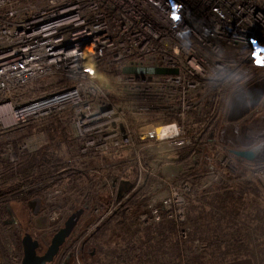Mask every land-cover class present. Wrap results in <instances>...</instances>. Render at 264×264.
Masks as SVG:
<instances>
[{
	"label": "built area",
	"instance_id": "1",
	"mask_svg": "<svg viewBox=\"0 0 264 264\" xmlns=\"http://www.w3.org/2000/svg\"><path fill=\"white\" fill-rule=\"evenodd\" d=\"M155 68L177 73H125ZM48 77L69 83L28 98L33 83ZM261 80L264 0H0V138L14 126L75 110L81 154L101 158L102 168L104 158L125 155L127 168L158 179L152 173L166 155L177 156L194 176L178 178L165 198L149 196L155 221L164 208L185 222V197L226 181L228 159L215 165L209 154L221 147L226 92L232 83L235 92ZM2 158L19 163L11 144ZM114 186L101 221L144 188L119 195Z\"/></svg>",
	"mask_w": 264,
	"mask_h": 264
},
{
	"label": "trees",
	"instance_id": "2",
	"mask_svg": "<svg viewBox=\"0 0 264 264\" xmlns=\"http://www.w3.org/2000/svg\"><path fill=\"white\" fill-rule=\"evenodd\" d=\"M65 82L69 83L68 80L63 83ZM39 89L40 92L43 91L42 88ZM71 119L70 111L55 113L53 117L43 122L32 123L19 129L11 135L10 140L5 137L4 141L0 142V176L8 181L0 191V196L14 195L22 189V186L36 185L48 177L56 176L62 168H67V171L71 172V180L64 204H72L70 202L75 201L76 198L88 199L91 203L96 201L95 197L99 194L98 184L83 174L85 168H78L80 164L88 167L87 163H91L92 159H83L81 156L80 140L70 131ZM36 136L42 137L37 150H21L26 144L25 141ZM8 144L14 147L18 155L19 163L16 167L10 161L2 159V153ZM63 147L64 152H62ZM63 154L69 155L65 163H63ZM117 170L124 171V165L121 164ZM229 174L230 178L241 176L238 172ZM108 175L110 181L119 178L113 174V169H110ZM152 184L150 180L149 185ZM239 186H243V190L252 189L254 192L258 191L259 187L254 180L239 183ZM239 186L223 184L199 196L194 195L195 199L189 198L190 206L186 212L185 223L189 234L187 243H193L201 233L206 237L210 251L205 249V253L192 256L187 264L204 263L210 254L218 263H224L229 258L235 260L252 258L259 264L264 262V227L258 221H251L257 211L246 214L242 209L233 206L237 201L235 187ZM148 195L149 189L137 190L124 203L117 215L108 219V222L93 234L91 246L96 255L95 264H181L186 262L183 261L184 248L179 242L181 228L173 220L165 217L167 213L163 209H161L160 223L145 226L140 223L142 214L149 215ZM1 209L0 206V211L3 210ZM6 212L3 210L2 214ZM2 214L0 213V217ZM208 218L211 223L205 226L203 223ZM113 225L118 226L123 232L120 242L126 244L127 248L123 258L119 253L120 248L108 247L103 243ZM207 228L209 229L206 230ZM200 241L204 242V239Z\"/></svg>",
	"mask_w": 264,
	"mask_h": 264
},
{
	"label": "rangeland",
	"instance_id": "3",
	"mask_svg": "<svg viewBox=\"0 0 264 264\" xmlns=\"http://www.w3.org/2000/svg\"><path fill=\"white\" fill-rule=\"evenodd\" d=\"M241 79V78H239ZM236 83V82H235ZM232 83V85L228 88L226 92V96L230 95L233 88H235V84ZM73 84V83H71ZM63 82H61L60 78H44L41 79L35 83H33V86L30 89V92L28 94V98H36L39 97L45 93L52 92L56 89H60L63 86ZM239 86V85H238ZM39 88H42L43 91L40 92ZM232 90V91H231ZM225 96V97H226ZM27 98V99H28ZM228 98V97H227ZM230 100V97H229ZM229 100L226 105L227 112L229 109H232L229 105ZM233 104V103H232ZM225 105L223 106V109H226ZM70 111L72 113V119H71V125H70V131L72 134H74L75 137H77V128L73 124L74 116H76L75 110H66L63 112H56V113H64ZM232 111V110H231ZM53 115H50L46 119H49L53 117ZM39 120L37 122L33 121L34 123L43 122L44 120ZM228 117L227 115L223 118L222 125L218 128V134L220 130L224 127H226ZM32 122V123H33ZM28 124L24 126H14L13 129L9 130V133H6L4 136H1L0 142L6 137L8 140H10L11 135H13L15 132H17L19 129L27 126ZM218 134L216 133V139L221 144V147L218 146V144H214L212 146L211 152L209 153L211 158L215 159L214 164L216 165L218 161L221 159H228L229 162V168L224 173V177L226 178V181L223 182V184H230L233 186H239V183H244L248 180H254L258 183L260 187L264 189V172H250V168L252 170L253 166L247 163L245 160L242 159L243 165H238L235 155L230 153L226 150L224 147L226 144H223L218 137ZM42 137L36 136L34 138H31L29 141H25L27 145L28 151H35L37 150L38 146L42 142ZM79 139V138H78ZM80 140V139H79ZM4 141V140H3ZM64 147L62 148V152H64ZM22 150V149H21ZM79 150L81 151V142L79 146ZM27 151V150H26ZM185 153V152H184ZM183 153V154H184ZM218 155V156H217ZM83 159H87L85 155H82ZM125 156V155H124ZM116 155V156H110L105 159V163L108 165V168H102V160L101 158H93L92 162L88 164V167L84 166L83 164L78 165V168H85L83 169V174H86L88 176V179H91L92 181H95L98 184V196L95 197V202L91 203L88 199L83 198H76L75 201L70 202L72 204L65 205L64 200L66 198V192L70 190V187H68L70 180H71V172L67 171V168H62L60 173L56 176L48 177L45 179V181L40 182L33 186H22V189L19 191L18 194L14 196H7L3 197V195L0 196V206L1 208L6 212L7 208H9L12 211V219H7L5 222L0 223V235L1 233H7L9 234V229H14L21 234H29L33 238L39 239L41 242H43L44 247L46 248V243L50 244L53 236L57 233L56 230H60L63 226L66 220L76 211L83 209L84 214L81 217L80 221L78 222V225L76 226L75 230L73 231L72 235L67 239L64 246L65 251L61 254L59 257V262H62L61 264H95V252L94 249L91 246L92 236L97 230L104 225V223L108 222L107 220L116 216L117 213L121 210V208L110 215L109 217L105 218L103 221L102 218L106 216L108 209L111 205V196H110V185L114 186L116 184V187H118L119 195L126 194V192L131 191V187H137L139 188L140 185H143L144 189H149V195L148 197H163L165 198L167 196V193L170 191V186L173 188L176 187V183L178 181V178L187 180L189 178H192L194 176V173L192 171H189V168L186 166H182L183 164L177 163V156L170 153L166 155L164 159H166V163L164 165L161 164L160 168H157V173H151L157 174L158 179L154 178L151 179L148 177V170L143 174L140 173V168L137 166H134V164H131V167L127 168L124 163L125 158L124 157ZM225 156V157H224ZM81 157V158H82ZM240 158V157H239ZM3 159V158H2ZM69 159V155L63 154V163L67 162ZM163 159V160H164ZM76 160V159H75ZM91 160V158L87 159ZM6 161V160H5ZM74 161V159H73ZM117 163V164H116ZM113 164V165H112ZM116 164V165H115ZM124 165L125 170L124 171H118L117 168H119L120 165ZM171 166V168H168V166L165 167V165ZM112 165V166H111ZM179 165V167H177ZM174 166L175 168H172ZM242 168V169H241ZM110 169H113V174L117 176L118 179L116 180H109L108 172ZM152 170V168H149ZM156 168H153L155 170ZM234 170V171H233ZM189 171V172H188ZM232 172H239L241 175L239 178H230V174ZM0 179L2 182H4V185L0 186V191L3 186L7 185L5 178L0 176ZM150 180L153 182L152 185H149ZM115 181V182H114ZM10 182V181H9ZM161 182L164 184L163 186L159 185V189L154 190L155 185ZM263 184H262V183ZM144 183V184H143ZM166 184H169L166 186ZM219 185V186H221ZM219 186H215L214 188H217ZM88 187V186H87ZM242 186L235 187L236 188V198L237 201L240 200V202L236 201L235 204H233L234 207H237V209H242L246 214L252 213L257 210L264 211V191L260 195V198L257 196H254L249 194L246 190H242ZM115 188V186H114ZM238 189V190H237ZM137 191V190H136ZM173 191V190H172ZM170 191L169 193L173 194L175 191ZM204 192H199L194 190L193 195H201ZM5 196V195H4ZM77 197V196H74ZM73 197V198H74ZM195 197V196H194ZM192 196L187 195L185 198L186 200H189V198H194ZM195 199V198H194ZM243 203V204H241ZM33 204V207L31 206ZM231 205V204H230ZM99 208V214H97L96 209ZM231 208V207H230ZM1 209V210H2ZM149 209V207H148ZM2 210V211H3ZM2 211L0 213L2 214ZM163 211L166 210L163 208ZM152 210L149 209V215L148 214H142L140 216V223L145 226L149 224H158L160 221H155L153 216L151 215ZM3 215V214H2ZM3 216H6L5 218H8V214H4ZM2 216V218H4ZM145 216V219L143 220L142 217ZM185 216L186 213H185ZM167 219L173 220L176 224H178L181 228L180 235H179V242L180 246H183L184 250V256L185 259L181 264H187L188 261H190V258L194 255H199L205 253V249L210 251V248L208 246V241L205 236H202L201 233L199 234V238L204 239V242L195 239L193 243L189 244L187 243V238L189 239L188 229L185 228V223L187 221V217L185 222H179L172 217L171 214H166L165 216ZM1 218V217H0ZM13 222L12 224L10 222ZM211 223L210 219H206L203 224L205 226H209ZM61 225V226H60ZM60 226V227H59ZM106 237L104 238V245L108 247H115L120 248L119 253L121 255V258L125 256V248L126 244L120 242L122 241L123 232L118 228V226H112ZM207 228L206 230H208ZM142 232V231H141ZM145 234L144 232H142ZM208 238V237H207ZM10 240V239H9ZM228 240V238H226ZM12 246V245H11ZM189 248V250H187ZM13 249V247H12ZM127 249V248H126ZM14 250V249H13ZM7 251V250H6ZM11 251L12 250H8ZM16 251V250H15ZM4 244L1 242L0 237V264H7L5 263L6 258L4 255ZM128 252V250H127ZM15 253V252H14ZM7 256V255H6ZM187 257V259H186ZM243 259V258H242ZM246 259H252V258H244ZM123 260V259H122ZM121 260V261H122ZM235 259L229 258L226 261H233ZM238 259H236L237 261ZM255 264H258V262L254 259H252ZM235 262V261H234ZM10 264V263H8ZM201 264H224V263H218L214 261V257L210 254L206 258L204 263ZM260 264H264L260 263Z\"/></svg>",
	"mask_w": 264,
	"mask_h": 264
},
{
	"label": "crops",
	"instance_id": "4",
	"mask_svg": "<svg viewBox=\"0 0 264 264\" xmlns=\"http://www.w3.org/2000/svg\"><path fill=\"white\" fill-rule=\"evenodd\" d=\"M261 88L263 89V97L259 105L253 109L251 107L252 97H253L252 93L254 91L257 92V90ZM229 105L231 106L232 109H229L227 112L228 120L226 123V127H224L225 125H223V127L226 129L224 132V137H226L227 140L229 141L232 140L233 142H235L237 146H241L242 144H247L251 139H255L254 137L257 134L258 125L262 123L264 124V120L262 119L264 118V80L255 82L251 85L240 88L235 92H232L230 94ZM244 127H246L247 130L246 129L243 130L242 128ZM229 148H231V146ZM235 157L238 165H243L244 162H242V159L237 156ZM260 170L261 171L264 170V166L261 167ZM259 187H258V191L256 192H254L252 189H249L247 192L250 195L251 194L252 195L254 194L255 196L258 195V197L260 198V195L262 194L264 189L262 187L260 188ZM241 188L242 190L244 189L243 186ZM253 213L254 212H252L251 214ZM3 217L5 218L6 216ZM11 218H12V214L8 212V218L3 219L1 217L0 223L5 222L7 219H11ZM253 220L254 222L257 221L260 222V224L264 227V211L259 212V210H257V214H254V217L251 219V221ZM9 231H10L9 234L1 233L0 235L1 242L4 244V251H5L4 255L6 258H9L7 260L5 259V263L16 264L19 263L23 258V245H22V241L20 240V232L14 229H9ZM12 247L14 250L12 249ZM8 250H12L11 255H10V251ZM224 264H255V262L252 259L251 260L238 259L237 261L236 260L225 261Z\"/></svg>",
	"mask_w": 264,
	"mask_h": 264
},
{
	"label": "water",
	"instance_id": "5",
	"mask_svg": "<svg viewBox=\"0 0 264 264\" xmlns=\"http://www.w3.org/2000/svg\"><path fill=\"white\" fill-rule=\"evenodd\" d=\"M125 73L128 74H138V73H153V74H176L177 70H166V69H127ZM252 103L251 107L256 108L262 97H263V89H259L252 93ZM264 120V118H262ZM243 130L246 127L242 128ZM225 128L223 127L219 134V140L223 143H227L224 141V132ZM247 130V129H246ZM253 139H251L252 141ZM264 141V136L259 137L258 139L252 141L249 144H242L241 146H237L236 144H232L231 153L241 159L245 160L247 163L252 164L253 166H264V149H257L256 145L258 142ZM33 207V204L31 205ZM8 212L12 214V211L8 208ZM84 214V210L80 209L73 213L64 223V226L58 230V232L53 236L50 245L48 246L47 251L43 255L38 254V250L40 248V241L33 239V237L29 234H25L22 238L23 245V259L21 264H50L54 261V258L60 251V248L65 244L67 239L72 235L75 230L78 222ZM13 223L12 221L10 222Z\"/></svg>",
	"mask_w": 264,
	"mask_h": 264
},
{
	"label": "flooded vegetation",
	"instance_id": "6",
	"mask_svg": "<svg viewBox=\"0 0 264 264\" xmlns=\"http://www.w3.org/2000/svg\"><path fill=\"white\" fill-rule=\"evenodd\" d=\"M250 123H252V122H250ZM254 124V123H253ZM261 136H264V124L262 123V124H260V125H258V128H257V134L255 135V139H253L252 141H254V140H256V139H258L259 137H261ZM224 141L227 143V145H225L224 147L226 148V150L227 151H229L230 153H231V148H229L230 146L229 145H232V144H235V142H233L232 140H227V138L226 137H224ZM251 140L247 143V144H249V143H251L252 142ZM252 165V164H251ZM264 171V170H263ZM262 172V171H261ZM12 219V218H11ZM58 232V231H57ZM25 234H21L20 233V240L22 241V238H23V236H24ZM33 239H35V240H39V239H36V238H33ZM40 241V240H39ZM40 243H41V245H40V248H39V250H38V254L39 255H43L46 251H47V249H48V246L50 245V244H48V243H46V248L44 247V244H43V242H41L40 241ZM66 246V245H65ZM64 245L60 248V251H59V253L57 254V256L54 258V261L52 262V263H50V264H61L62 262H59V257L61 256V254L65 251V247ZM23 259V258H22ZM22 261V260H21ZM21 261L19 262V263H16V264H21ZM66 264V263H65Z\"/></svg>",
	"mask_w": 264,
	"mask_h": 264
},
{
	"label": "clouds",
	"instance_id": "7",
	"mask_svg": "<svg viewBox=\"0 0 264 264\" xmlns=\"http://www.w3.org/2000/svg\"><path fill=\"white\" fill-rule=\"evenodd\" d=\"M256 148L257 149H264V141L258 142L257 145H256Z\"/></svg>",
	"mask_w": 264,
	"mask_h": 264
},
{
	"label": "bare ground",
	"instance_id": "8",
	"mask_svg": "<svg viewBox=\"0 0 264 264\" xmlns=\"http://www.w3.org/2000/svg\"><path fill=\"white\" fill-rule=\"evenodd\" d=\"M263 171V170H262ZM264 172V171H263Z\"/></svg>",
	"mask_w": 264,
	"mask_h": 264
}]
</instances>
